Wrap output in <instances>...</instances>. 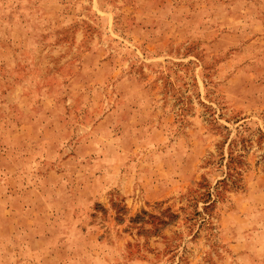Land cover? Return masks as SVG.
<instances>
[{"label":"rangeland","instance_id":"374dc122","mask_svg":"<svg viewBox=\"0 0 264 264\" xmlns=\"http://www.w3.org/2000/svg\"><path fill=\"white\" fill-rule=\"evenodd\" d=\"M0 264H264V0H0Z\"/></svg>","mask_w":264,"mask_h":264}]
</instances>
